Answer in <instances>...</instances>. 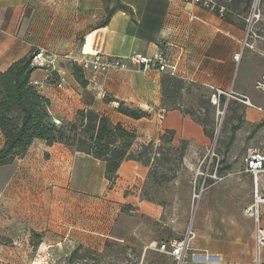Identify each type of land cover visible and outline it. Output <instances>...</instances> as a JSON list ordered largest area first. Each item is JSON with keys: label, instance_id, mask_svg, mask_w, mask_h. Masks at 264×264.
I'll return each instance as SVG.
<instances>
[{"label": "crops", "instance_id": "1", "mask_svg": "<svg viewBox=\"0 0 264 264\" xmlns=\"http://www.w3.org/2000/svg\"><path fill=\"white\" fill-rule=\"evenodd\" d=\"M244 33L243 27L189 0H0V72L37 51L55 54L53 70L36 69L31 75L50 102L53 120L70 121L78 110H92L133 132L136 141L139 136L156 141L174 131V141L197 149L209 139L180 111L179 101L175 109H165L161 80L168 76L185 86L217 89L239 104L247 132L264 153V92L256 89L264 65L247 73L233 62ZM157 50L169 60L173 76L135 68L84 72L87 85L82 88L70 72V64L80 66L86 55L152 57ZM60 63H66L64 70ZM118 103L149 117H124L116 112ZM147 174L138 162L124 161L111 184L102 162L35 140L22 158L0 167V264L42 258L59 264L81 250L100 252L106 241L136 247L141 239L125 223L137 213L159 214L140 197ZM257 188L264 196V176ZM144 238L151 247L164 242Z\"/></svg>", "mask_w": 264, "mask_h": 264}, {"label": "rangeland", "instance_id": "2", "mask_svg": "<svg viewBox=\"0 0 264 264\" xmlns=\"http://www.w3.org/2000/svg\"><path fill=\"white\" fill-rule=\"evenodd\" d=\"M228 1L214 0L212 13L218 8V14L233 12V17L247 20L253 8L256 9L249 36H246L245 23L239 63L233 62L238 71L244 69L252 73L254 69L258 72L257 68L264 65V0H252L249 8L241 2L235 10L227 7ZM60 55L64 59L65 55ZM64 64L60 63L63 70ZM214 94L213 88L184 86L181 90L180 111L188 113L191 119L205 121L203 125L211 132V137L206 146L198 149L187 143L180 145V140L173 142L175 147L185 148L182 160H179V151L170 152V164L164 171H158L159 185L147 188V197L151 200L147 202L156 207L159 214L137 213L133 217L129 214L132 219L125 223L126 229L131 227L142 241L136 247L120 241H106L100 252L81 250L59 264H175L171 257L157 252L158 244L151 247L145 235L159 242L190 236L183 264H254V224L245 214L252 200L253 180L243 171L247 150H262L247 132L239 104L233 99L226 103L225 96L221 95L224 101L217 97L214 105ZM149 141L139 136L134 150ZM260 225L264 228V206ZM262 251L260 263L264 264V248ZM33 262L35 260L30 264Z\"/></svg>", "mask_w": 264, "mask_h": 264}, {"label": "trees", "instance_id": "3", "mask_svg": "<svg viewBox=\"0 0 264 264\" xmlns=\"http://www.w3.org/2000/svg\"><path fill=\"white\" fill-rule=\"evenodd\" d=\"M229 1L227 7L232 10H235L241 2L249 8L252 2V0ZM217 9L213 12L217 16L226 22L245 28V20L233 17L231 14L233 12L220 16ZM33 54L14 62L7 70L0 72V134L3 138V145L0 148V167L10 165L16 159L22 158L35 140L42 141L47 146L60 144L102 162L105 166V178L111 184L116 178L121 163L134 161L149 168L142 190V199L151 202L147 197V188L159 185L158 171H164L165 166L170 164V152L179 151V160H182L185 151L183 146L186 143L180 142L183 146L175 147L174 131H165L158 137L157 143L151 140L134 150L136 135L133 132L126 130L119 123L112 124L108 118L92 110H78L73 121L55 125L49 112V100L40 94L37 86L31 81V75L37 69L31 66ZM70 72L80 87L84 88L87 85L83 71L75 63L70 64ZM184 86L185 84L179 79L162 77V105L165 109L176 108L175 105L180 99ZM219 99L224 101L225 98L219 96ZM167 104L170 107H167ZM116 112L132 120L149 117L148 113L126 107L123 103H118ZM192 121L201 126L204 135L210 139L211 132L205 130L203 125L205 121L199 122L194 119Z\"/></svg>", "mask_w": 264, "mask_h": 264}, {"label": "built area", "instance_id": "4", "mask_svg": "<svg viewBox=\"0 0 264 264\" xmlns=\"http://www.w3.org/2000/svg\"><path fill=\"white\" fill-rule=\"evenodd\" d=\"M192 3L201 6L204 9H207L212 12L214 8V0H189ZM255 7L252 10L250 18L245 20L246 25V36L251 33L250 25L252 24L253 18H256ZM220 16L223 13L220 12ZM241 57V52L233 56V60L236 63H239ZM58 59L57 55L51 54L45 51H37L32 55L31 66L37 69H49L53 70L54 62ZM80 68L84 72H89L95 75L106 74L112 71H121L127 72L133 68L139 69L142 71L145 70H156L158 72L169 71V75H174V70L169 64V60L164 55L161 50L157 52L152 57H145L138 54L130 55L126 58H111L106 57L101 54H90L86 55L85 58L79 60ZM49 80V76L46 78ZM34 85L39 86L38 83ZM57 88L63 87V82H58L56 84ZM256 89L260 92H264V76L256 84ZM215 94L213 95V104H217V97L223 95V92L217 89H213ZM231 98V95H227L226 103ZM245 105L249 106L248 101L243 102ZM55 125H59L60 122L54 120ZM245 173L249 174L253 180V193L251 203L245 208V214L248 218L253 221L254 224V246L256 252V260L254 264L260 263V252L264 248V228L261 227V215L262 207L264 206V196L259 193L257 188L258 179L264 176V153L261 152L258 148H250L246 153L245 160ZM216 177L214 176V179ZM189 237L183 238L181 240L168 239L164 242H161L156 246L157 252L171 257L175 264H183L185 251L188 248ZM32 264H48V261L45 258L35 260ZM218 264V263H214Z\"/></svg>", "mask_w": 264, "mask_h": 264}]
</instances>
